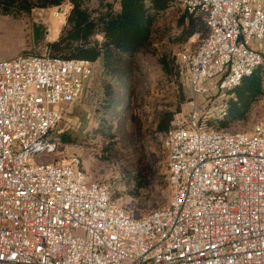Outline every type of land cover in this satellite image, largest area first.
Wrapping results in <instances>:
<instances>
[{
	"label": "built area",
	"instance_id": "obj_1",
	"mask_svg": "<svg viewBox=\"0 0 264 264\" xmlns=\"http://www.w3.org/2000/svg\"><path fill=\"white\" fill-rule=\"evenodd\" d=\"M180 3L208 29L179 57L192 96L225 94L264 62V0ZM92 70L48 50L0 61V264H264V117L249 134L208 131L192 106L162 138L168 205L132 218L78 157H54Z\"/></svg>",
	"mask_w": 264,
	"mask_h": 264
},
{
	"label": "trees",
	"instance_id": "obj_2",
	"mask_svg": "<svg viewBox=\"0 0 264 264\" xmlns=\"http://www.w3.org/2000/svg\"><path fill=\"white\" fill-rule=\"evenodd\" d=\"M66 1L0 0V16L16 18L28 15L34 9L59 7ZM68 2L70 9L65 16L64 24L56 39L46 44V49L52 57L87 60L92 64L100 62L102 114L109 116L111 120L102 132L103 137L110 143L103 149L102 159H108V152L114 150L115 155L119 157L117 161L121 162L123 167V178L127 177L133 184L135 190L133 198H138V192L151 179H154L155 186L161 193L168 187V161L162 140L159 144L158 138H163L172 128L175 115L180 113V107L186 101L182 90L184 84L180 80L179 64L176 65L169 51H161L157 56V64L162 76L174 83L172 97L175 100L164 105L161 110L154 109L153 119L144 126L148 137L143 140V134L136 126L140 118L132 116L128 104L133 92V80L137 78L136 55L150 51L154 44L153 28L157 18L174 5L181 7L177 19L179 35L174 41L175 44H184L194 36L201 43L208 32L204 16L187 12L182 8L180 0H118L101 5L94 12L87 8L84 0H68ZM114 84L118 86L119 92H122L121 95L116 93ZM225 94L228 98L221 116L211 119L205 117L202 121V125L208 131L222 132L220 130L246 121L252 108L264 102V62L250 76L243 77L237 86ZM122 101H124L123 106ZM119 106L121 110L116 113L115 110ZM113 119H116L114 125ZM104 124L105 122H102V125ZM55 138L63 144L71 143L64 133L55 132ZM146 150L151 151L149 156L146 155ZM156 154L166 159V181L160 174L159 165L148 159ZM164 205L165 201H159L154 208H161Z\"/></svg>",
	"mask_w": 264,
	"mask_h": 264
},
{
	"label": "rangeland",
	"instance_id": "obj_3",
	"mask_svg": "<svg viewBox=\"0 0 264 264\" xmlns=\"http://www.w3.org/2000/svg\"><path fill=\"white\" fill-rule=\"evenodd\" d=\"M87 8L94 12L101 5L114 3L115 0H84ZM70 9L68 0L59 7L50 9H34L28 15L19 17L0 16V61L13 58L17 55L28 53H43L46 44L58 35L65 16ZM180 5H174L164 14L157 18L153 28L154 44L146 54L136 55L137 73L133 80V92L130 95L128 104L133 117L140 118L136 123L138 131L141 132L142 139L146 140L148 132H145V125L153 119L154 109L161 110L164 105L173 102L174 83L162 76L157 64V56L163 51L170 52L172 59L179 64V57L186 51H193L200 44L196 36L190 38L184 44H175L174 41L179 35L177 19ZM37 20L42 22V32L40 39L34 42L33 25ZM100 40V38L97 37ZM253 48L264 55V42L254 43ZM101 65L100 62L93 64L92 75L85 84L83 93L78 101L65 107V114L62 122L57 126L56 132L64 133L71 143L63 144L58 141V150L54 157L62 159L64 162L72 156L78 157L81 167L89 182H97L105 185L110 193L112 203L126 211L134 218H141L154 211L166 207L171 195L168 187L159 193L155 186L154 179L138 192V198H133V184L127 177L122 176L121 162L115 155L114 150L108 152V159H102V151L108 147L109 141L103 137L102 132L111 120L109 116H103L102 88H101ZM117 94H122L115 85ZM185 96V103L180 107V113L175 115L174 120H186L190 114L192 106L197 108L201 117L218 118L224 111V103L227 95L224 93H213L208 97H195L189 93L186 85L182 87ZM122 106L124 101L121 102ZM121 110L119 106L116 111ZM264 117V105L256 104L246 121L233 124L225 130L226 133L249 134L253 126ZM102 122H105L102 125ZM116 119L112 120V124ZM113 124V125H114ZM144 132V133H143ZM162 137L158 138L159 144ZM110 145V143H109ZM146 155L151 151L146 150ZM153 163L159 165L160 174L166 181V159L162 155H151L148 157ZM135 195V194H134ZM161 196V197H160ZM160 199V200H159ZM159 201H165L161 208H154Z\"/></svg>",
	"mask_w": 264,
	"mask_h": 264
},
{
	"label": "water",
	"instance_id": "obj_4",
	"mask_svg": "<svg viewBox=\"0 0 264 264\" xmlns=\"http://www.w3.org/2000/svg\"><path fill=\"white\" fill-rule=\"evenodd\" d=\"M33 33H34V42H37L38 39H40L41 37V33H43L42 22L40 20H37L33 25Z\"/></svg>",
	"mask_w": 264,
	"mask_h": 264
},
{
	"label": "crops",
	"instance_id": "obj_5",
	"mask_svg": "<svg viewBox=\"0 0 264 264\" xmlns=\"http://www.w3.org/2000/svg\"><path fill=\"white\" fill-rule=\"evenodd\" d=\"M115 1H118V0H115ZM114 5H115V8H117V3H115ZM56 37H57V35H56V36H54L52 40H55V39H56Z\"/></svg>",
	"mask_w": 264,
	"mask_h": 264
}]
</instances>
